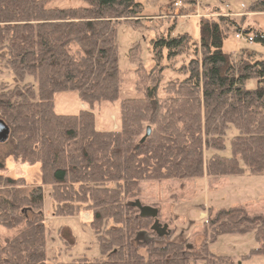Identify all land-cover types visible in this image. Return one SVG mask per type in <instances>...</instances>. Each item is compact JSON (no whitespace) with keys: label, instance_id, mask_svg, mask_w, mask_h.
Wrapping results in <instances>:
<instances>
[{"label":"trees","instance_id":"trees-1","mask_svg":"<svg viewBox=\"0 0 264 264\" xmlns=\"http://www.w3.org/2000/svg\"><path fill=\"white\" fill-rule=\"evenodd\" d=\"M48 1L0 0V63L15 83L0 82V123L9 132L0 143L7 148L0 153V191L7 192L0 194V227L14 232L0 240V264H234L208 245L245 233L259 245L246 258L264 256V215L244 207L209 209L197 254L185 243L157 246L158 217L143 219L133 206L144 182L264 177V57L222 50L239 32H253L264 47V32L242 31L228 16L202 18L198 43L174 29L153 32L148 70L133 44L125 56L140 97L122 100L119 127L103 130L94 110L118 101L123 80L118 30L139 22L143 7L136 0H82L85 7L49 9ZM247 13L264 14V0H253ZM63 92L77 93L86 109L56 114L53 98ZM9 158L39 166L54 217L91 214L87 225L100 258L47 259L42 188L19 194L27 182L6 175ZM141 232L153 239L145 257L132 244ZM57 237L66 252L76 245L65 227Z\"/></svg>","mask_w":264,"mask_h":264},{"label":"rangeland","instance_id":"rangeland-1","mask_svg":"<svg viewBox=\"0 0 264 264\" xmlns=\"http://www.w3.org/2000/svg\"><path fill=\"white\" fill-rule=\"evenodd\" d=\"M142 5V14L139 22L129 23L127 27L119 28L118 42L120 54V69L122 85L119 99L114 104L103 103L94 110L97 127L103 130H116L120 125L119 106L125 99L139 98L135 90L134 67L130 66L126 54L135 43L139 44L142 64L148 70L151 67L148 49L149 41L154 33L165 32L174 29L177 33H185L191 41L198 43V23L202 18L218 16L233 18L241 26L240 29L264 32V14H246L247 8L253 0H186L195 2L188 5L183 2L181 8L173 6L174 0H136ZM82 0H49V9H75L85 7ZM199 6V7H198ZM243 6V7H242ZM242 14L241 16H233ZM235 34L223 41L222 50L228 54H237L241 50L255 51L264 57V47L256 43H248L235 39ZM253 36V32L249 34ZM0 82L6 83L8 88L14 87L12 75L0 63ZM26 82H32L27 78ZM54 110L59 115H76L82 109V104L75 92H63L55 94L53 98ZM85 109L86 107L83 106ZM8 130L0 133V143L8 140ZM5 146L0 147V153H6ZM229 155V144L225 156ZM6 175L16 179L24 178L27 182L26 193L31 187L42 188L43 215L47 224V259L60 263H69L74 259L86 258L94 260L100 258L96 238L89 226L91 214L81 212L73 217H54L51 211L49 186L42 184L39 166L28 167L20 163H14L11 158L5 162ZM140 195L135 200L142 206L157 210L158 224L165 228L163 236H157L156 245L162 246L167 242L185 243L186 248L197 254L206 243L203 235L204 224L208 218V210L216 212L221 209L244 207L248 214H261L258 209H253L252 204L258 203L264 194V178L255 177H203L196 180H170L158 182H144L140 185ZM1 195H6L4 190ZM134 202V203H135ZM263 215V214H261ZM65 227L71 231L76 239V245L70 252L63 250L57 237L59 228ZM13 231L0 227V240L10 237ZM153 240L147 232L139 233L133 240V246L142 256H146L144 246ZM253 233L242 235H221L217 240L208 245V250L215 256L230 257L234 264H264V256L246 258L251 250L258 248ZM197 264H203L199 262Z\"/></svg>","mask_w":264,"mask_h":264},{"label":"water","instance_id":"water-1","mask_svg":"<svg viewBox=\"0 0 264 264\" xmlns=\"http://www.w3.org/2000/svg\"><path fill=\"white\" fill-rule=\"evenodd\" d=\"M4 126L0 123V133L4 130ZM150 135V129L147 128L146 135L143 138L142 141H144L145 138H147ZM133 206L138 209L139 211V216L143 219H156L157 218V210L151 207L147 206H142L139 202H135ZM152 230L155 231L159 236H163L165 234V228H162L159 224L158 221H156L153 226Z\"/></svg>","mask_w":264,"mask_h":264},{"label":"built area","instance_id":"built-area-1","mask_svg":"<svg viewBox=\"0 0 264 264\" xmlns=\"http://www.w3.org/2000/svg\"><path fill=\"white\" fill-rule=\"evenodd\" d=\"M175 8H181L183 6V0H175L174 5ZM243 7V6H242ZM235 39L241 41H247L248 43H253L254 38L249 35H245L243 32H239L235 35Z\"/></svg>","mask_w":264,"mask_h":264},{"label":"crops","instance_id":"crops-1","mask_svg":"<svg viewBox=\"0 0 264 264\" xmlns=\"http://www.w3.org/2000/svg\"><path fill=\"white\" fill-rule=\"evenodd\" d=\"M241 15L242 14H240V13L239 14L235 13V15H233V16H241ZM82 109H85V108L82 106ZM256 178H264V177H256ZM262 197L263 198H261V200H259L258 203H255V204H252L249 206H251L254 210L258 209L259 212L264 215V194Z\"/></svg>","mask_w":264,"mask_h":264}]
</instances>
